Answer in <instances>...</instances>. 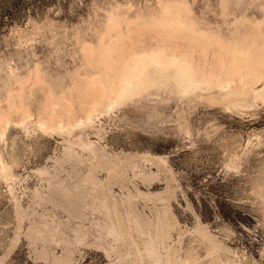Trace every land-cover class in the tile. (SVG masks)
Masks as SVG:
<instances>
[{"label": "rangeland", "instance_id": "374dc122", "mask_svg": "<svg viewBox=\"0 0 264 264\" xmlns=\"http://www.w3.org/2000/svg\"><path fill=\"white\" fill-rule=\"evenodd\" d=\"M263 89L264 0H0V264H264Z\"/></svg>", "mask_w": 264, "mask_h": 264}, {"label": "bare ground", "instance_id": "6f19581e", "mask_svg": "<svg viewBox=\"0 0 264 264\" xmlns=\"http://www.w3.org/2000/svg\"><path fill=\"white\" fill-rule=\"evenodd\" d=\"M204 71L194 69L192 62L177 58L163 59L161 57H146L133 69H127L123 73V82L116 92L113 105L123 106L126 102L144 97L153 89L165 88L182 97H188L196 92L208 88L217 87L222 91L220 99H226L238 94V88L231 90L227 83H223L219 74L215 81H206L203 78ZM207 85V86H206ZM264 92V89L262 90ZM256 92L255 97L262 96ZM114 107V106H112ZM93 120L90 117L89 123ZM39 129L45 132L54 131L52 127L40 123ZM8 166L0 154V175L7 174Z\"/></svg>", "mask_w": 264, "mask_h": 264}]
</instances>
